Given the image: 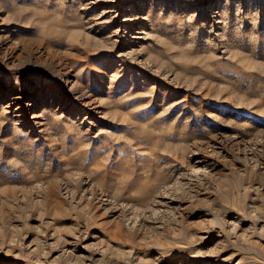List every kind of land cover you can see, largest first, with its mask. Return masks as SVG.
Listing matches in <instances>:
<instances>
[{
	"label": "rangeland",
	"instance_id": "1",
	"mask_svg": "<svg viewBox=\"0 0 264 264\" xmlns=\"http://www.w3.org/2000/svg\"><path fill=\"white\" fill-rule=\"evenodd\" d=\"M0 264H264V0H0Z\"/></svg>",
	"mask_w": 264,
	"mask_h": 264
}]
</instances>
